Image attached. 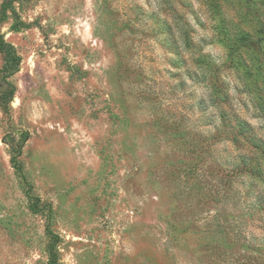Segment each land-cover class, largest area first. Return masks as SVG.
<instances>
[{"label":"rangeland","instance_id":"1","mask_svg":"<svg viewBox=\"0 0 264 264\" xmlns=\"http://www.w3.org/2000/svg\"><path fill=\"white\" fill-rule=\"evenodd\" d=\"M0 9V264H264V0Z\"/></svg>","mask_w":264,"mask_h":264},{"label":"trees","instance_id":"2","mask_svg":"<svg viewBox=\"0 0 264 264\" xmlns=\"http://www.w3.org/2000/svg\"><path fill=\"white\" fill-rule=\"evenodd\" d=\"M6 2H8V0H5V3ZM2 17H4V14L0 9V20ZM1 53L3 55V65L0 68V106H5V104H7V102H9L14 95V87L9 81V78L16 70L18 60L11 48L3 44L0 36V54ZM10 163L20 174V164L16 161L15 156L10 159ZM263 172L264 169L260 170L256 168L255 170V173H259V175L264 179ZM46 251L48 255L47 264H58L54 242H50V244L47 245Z\"/></svg>","mask_w":264,"mask_h":264}]
</instances>
